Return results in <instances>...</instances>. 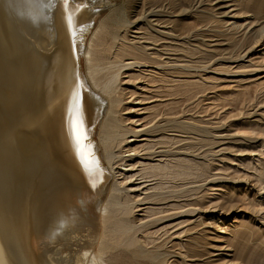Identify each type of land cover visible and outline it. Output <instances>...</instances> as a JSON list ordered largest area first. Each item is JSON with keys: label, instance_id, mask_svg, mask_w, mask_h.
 <instances>
[{"label": "rangeland", "instance_id": "1", "mask_svg": "<svg viewBox=\"0 0 264 264\" xmlns=\"http://www.w3.org/2000/svg\"><path fill=\"white\" fill-rule=\"evenodd\" d=\"M100 1L117 10L121 0ZM161 1L166 12L147 15L150 23L138 20L126 33L111 22L120 11L111 14L105 8L84 32V47L91 40L86 57L98 63V77L107 68L117 71L110 91L100 92L107 109L93 138L97 141L101 121L112 116L127 132L112 150L114 165L101 200L104 205L124 195L126 204L112 209L127 207L132 238L142 237L145 249L159 246L161 258L179 261L181 245L189 243L202 254L192 264H236L229 242L237 241L233 236L239 229L247 224L264 241V186L257 181V171L264 168V134L247 129L264 128V33L238 49L241 28L234 26L264 27V11H247L246 4L252 7L255 0H186L180 14V0ZM104 20L105 29L98 26ZM115 31L124 43L111 37ZM125 43L139 49L144 60L131 52L114 66ZM80 61L85 74V56ZM117 97V109L110 108L108 100ZM178 124L188 129L181 131ZM176 165L182 176L171 175ZM148 166L166 169L147 177ZM227 198L242 200L225 211L219 204ZM101 209L92 210L100 222ZM122 245L110 252L122 251ZM104 258L101 264H113Z\"/></svg>", "mask_w": 264, "mask_h": 264}, {"label": "bare ground", "instance_id": "2", "mask_svg": "<svg viewBox=\"0 0 264 264\" xmlns=\"http://www.w3.org/2000/svg\"><path fill=\"white\" fill-rule=\"evenodd\" d=\"M185 2L180 0L178 13H184ZM161 3L121 0L116 10L100 0H0V264H101L104 257L113 264H192V259L202 256L197 248L184 243L177 254L179 261L161 258L159 246L145 249L142 237L132 238L127 207L112 209L126 204L124 195L105 199L104 205L101 200L114 165L112 150L127 132L119 130L118 119L112 116L101 121L97 141L93 138L95 125L107 109L100 92L110 91L117 71L107 68L98 77V63L92 56L86 57L91 40L84 47V32L101 8L111 14L120 11L111 22L116 30L126 33L138 20L150 23L147 15L166 12L168 7ZM249 5L248 12L264 11V0H255L253 8ZM104 21L101 26L98 23L100 28L107 27ZM249 26H234L241 28L235 45L238 49L256 42L264 33V27L248 30ZM111 37L126 41L120 32ZM125 44L121 55L111 62L114 66L131 52L144 60L132 43ZM82 56L88 65L85 74L80 65ZM108 102L110 108L117 109L118 97ZM176 128L188 129L181 124ZM247 129L264 134L258 125ZM82 135L87 136L95 157L90 165L83 164L78 155ZM175 167L171 175L182 176L180 166ZM164 169L148 166L144 174L157 176ZM257 172V181L264 186V168ZM241 200L227 198L219 207L226 211ZM94 208L105 210L101 222ZM116 210L120 212L114 217L110 213ZM96 220L102 226L96 225ZM108 227L110 231H106ZM255 232L246 224L233 236L237 241L229 242L236 264H264V247L259 249L264 241ZM121 243L122 251L110 252Z\"/></svg>", "mask_w": 264, "mask_h": 264}, {"label": "snow or ice", "instance_id": "3", "mask_svg": "<svg viewBox=\"0 0 264 264\" xmlns=\"http://www.w3.org/2000/svg\"><path fill=\"white\" fill-rule=\"evenodd\" d=\"M65 2L67 3V0H65ZM77 107H79V100H77ZM75 124L76 121L73 122L74 136H75ZM78 144H79L78 155L81 159V162L86 165L92 164V162L95 160V157L91 152V143L87 141V136L82 135L78 140Z\"/></svg>", "mask_w": 264, "mask_h": 264}]
</instances>
